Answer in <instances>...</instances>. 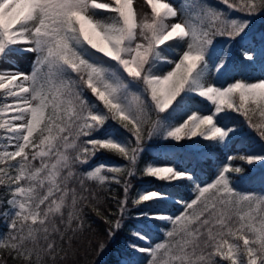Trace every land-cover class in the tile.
Listing matches in <instances>:
<instances>
[{
    "label": "snow or ice",
    "instance_id": "1",
    "mask_svg": "<svg viewBox=\"0 0 264 264\" xmlns=\"http://www.w3.org/2000/svg\"><path fill=\"white\" fill-rule=\"evenodd\" d=\"M146 2L150 15L134 0H0V264H64L87 210L104 219L111 241L129 202L142 227L126 253L143 258L121 264H264V193L241 192L234 180L245 172L237 161L264 167V79L219 83L231 43L264 16V0ZM218 38L227 47L213 56ZM25 54L30 71L16 63ZM258 59L264 43L241 48V63ZM245 135L254 143L218 160L207 183L174 160L145 164L146 176L191 185L192 196L175 201L178 214L155 207L166 192L130 195L146 141L199 150ZM103 151L126 163H91ZM112 184L123 189L115 219L100 195ZM157 221L165 239L153 244ZM107 246L99 241L97 254Z\"/></svg>",
    "mask_w": 264,
    "mask_h": 264
},
{
    "label": "trees",
    "instance_id": "2",
    "mask_svg": "<svg viewBox=\"0 0 264 264\" xmlns=\"http://www.w3.org/2000/svg\"><path fill=\"white\" fill-rule=\"evenodd\" d=\"M178 2L182 8L188 0H173ZM218 7L224 8L219 4V0H212ZM226 10V9H225ZM264 16H257L253 19L250 29L246 36L242 39L237 38L231 43L229 49L230 63L226 67L223 76L219 83L225 81H233L241 78L246 81L264 79V61L259 60L255 65H246L241 63L240 52L243 46H253L259 48L264 43ZM227 47L225 39L218 38L213 56L223 54V49ZM251 115V114H250ZM232 118L237 123H242L243 118L236 113H233ZM256 120V117H253ZM251 137L258 139V134L255 130L251 131ZM200 139V138H193ZM250 143H254L248 135L243 137L233 138L226 144L215 142H203L199 145V150L193 148L188 141L173 142L164 141L158 138H153L144 143V151L141 155L139 164L137 165L136 174L131 178L132 191L131 196H135L137 191L144 189H157L169 194L170 199L161 202L155 207L162 209L168 213H177L181 210L175 201L180 199H189L192 196V187L189 184L165 183L158 181L155 178L143 174L142 169L147 162L156 160L158 163L174 162L182 169H187L195 173L198 182H210L214 178V174L218 171V160H225L227 155H235L247 147ZM259 147L258 144L255 145ZM163 153H171L172 160L158 159ZM107 162L109 164H125L121 157L114 153L103 151L97 154L93 164ZM239 166L244 167L243 175L234 176L235 187L241 192H258L264 193V167H249L244 162L237 161ZM110 188V190H107ZM4 195L3 188H0V197ZM100 195L105 201L107 209L106 215L115 214L117 212L116 199L123 197V189L121 185L112 184L107 186L105 190H100ZM115 198V199H114ZM129 211L123 221L122 229L117 233V236L111 241L107 240L108 225L104 219L97 216L90 209L87 210L86 216V231L75 238L71 244L68 255L64 264H121L125 260L142 259V256L128 257L126 253V242L131 235L133 229L142 227L140 221L135 219L139 209L134 207L129 202ZM110 219H115L114 215H109ZM90 226V227H89ZM3 222L0 221V233L4 232ZM165 226L160 222H153V226L148 228L150 239L153 244L165 239ZM99 241H106L108 246L102 254H97L96 249ZM65 247H68L65 245ZM9 264H14L9 260Z\"/></svg>",
    "mask_w": 264,
    "mask_h": 264
},
{
    "label": "rangeland",
    "instance_id": "3",
    "mask_svg": "<svg viewBox=\"0 0 264 264\" xmlns=\"http://www.w3.org/2000/svg\"><path fill=\"white\" fill-rule=\"evenodd\" d=\"M166 2H170V3H173L175 5H178L174 1H168V0H166ZM134 7L138 8L140 11H142L145 14L150 15V13H151V8H150V6L147 5L146 0H134ZM139 19H140V17L138 15V20ZM31 60H32V57L29 56V55H27V54L20 55V56L16 57V63H17V65L19 66V68L21 70H24V71H30L31 70ZM237 79H241V78H237ZM258 80H251L249 82H256Z\"/></svg>",
    "mask_w": 264,
    "mask_h": 264
}]
</instances>
